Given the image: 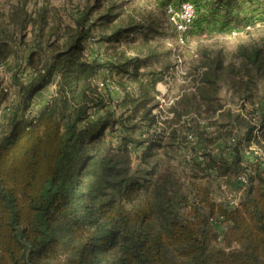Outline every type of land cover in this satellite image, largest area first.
<instances>
[{
	"label": "trees",
	"instance_id": "trees-1",
	"mask_svg": "<svg viewBox=\"0 0 264 264\" xmlns=\"http://www.w3.org/2000/svg\"><path fill=\"white\" fill-rule=\"evenodd\" d=\"M204 2L216 14L225 10L223 26L242 21L235 14L241 0ZM101 3L79 9L71 21L48 4L30 11L27 0L0 8V68L10 73L22 109L0 131V264H264V166L258 156L245 160L235 136L244 127L249 140L257 126L231 109L211 132L197 117L182 122L192 112L208 117L221 109L225 85L244 100L264 99V42L240 43L234 63L211 59L196 91L162 119L154 109L165 71H142L161 54L120 47L152 28L122 19L123 4L92 19ZM90 38L105 45V55L88 52ZM104 68L117 74L119 113L110 108L111 89L97 83ZM51 86L40 112L28 113ZM10 90L0 80V108ZM193 128L197 138L190 141L186 131ZM108 131L120 132L119 144ZM233 137V158L212 151ZM189 144L203 159L192 154L183 165L180 151ZM258 144L264 151V119ZM243 172L249 184L231 208L216 198L214 182L241 187Z\"/></svg>",
	"mask_w": 264,
	"mask_h": 264
},
{
	"label": "rangeland",
	"instance_id": "rangeland-1",
	"mask_svg": "<svg viewBox=\"0 0 264 264\" xmlns=\"http://www.w3.org/2000/svg\"><path fill=\"white\" fill-rule=\"evenodd\" d=\"M19 1L21 0H0V8L7 9L10 5ZM262 1V6H259L256 0H241V5H237L235 8V14H238L242 21L239 25H235V21H233L231 24L223 26L221 20H223L225 10L216 14L211 11L204 0H199L197 16L192 27L187 32V43L184 45L178 43L177 35L168 21L166 13L168 3L166 0H102V7L94 8L91 18L95 19L109 5L123 4L124 13H122V19H127L129 16L134 17L152 28L151 30L146 29V32L136 33L134 37L129 38L128 42L130 45L127 42L120 47H129L128 52L131 55H136L138 46L141 45L145 50L151 47L157 49V54H161V57H159L160 61H158L159 58L156 56V59L152 60L150 65L142 69V71H159L161 69L165 71V78L157 85L156 103H159V106L157 105L154 109L156 113L161 111L162 119H165L173 116L174 113L171 108L185 93L190 94L196 91L201 75L203 71H206V65L211 59L220 58L224 60L225 65L234 63L237 59L235 53L240 43L261 44L264 42V0ZM172 2L179 4V1ZM95 3L96 0H27V7L30 11H33L42 5L48 4L59 9V15H61L62 20L71 21V15H76L79 9H83L86 5L92 6ZM247 24H251V28L246 29ZM101 33L100 29H96L93 32L97 39H99ZM97 39L90 38L87 41V50L94 56H103L105 55V45L98 42ZM169 50H172V53L164 54L168 53ZM116 77L115 71L104 68L98 73L96 80H104L105 87L108 86L111 89L114 104L110 108H117L119 113L123 109L119 105L122 92L113 83ZM0 80L4 87L11 89L7 102L0 108V131H3L8 128L10 116L19 108V101L17 98L15 99V91L7 68H0ZM53 88L51 86L39 92L33 98L28 113L32 115L39 113L51 98ZM218 97L222 108L218 109L216 113L207 117V114L205 116L192 112L190 115L183 117L182 122L185 118L197 117L200 120L199 127L211 132L221 123L228 121L226 112L229 109L235 113H241L242 117L250 120L252 125H260L264 119V99L244 100L234 92V89L227 85L220 89ZM21 113L22 109L20 107L18 114ZM119 133L112 135L108 131L107 137L115 144H119L120 138L117 136ZM192 133L196 136L194 128L186 131L188 137ZM245 133L246 129L244 127H238L236 130V138L242 140L239 147L240 153L245 160L255 161L256 156L251 147H255L259 139L252 137L248 140ZM143 147H145V144L141 148ZM192 147L193 145L189 144L181 149L183 165L186 159L191 158L192 154L199 159V154H194ZM213 150L217 155H226L228 159L233 158L235 155V151L228 149L224 144L213 145ZM135 151L137 152L139 149ZM137 166L136 164V168ZM219 183L216 184V181L214 182L215 196L222 201L234 197L241 189L238 186H230L223 180H220Z\"/></svg>",
	"mask_w": 264,
	"mask_h": 264
},
{
	"label": "built area",
	"instance_id": "built-area-1",
	"mask_svg": "<svg viewBox=\"0 0 264 264\" xmlns=\"http://www.w3.org/2000/svg\"><path fill=\"white\" fill-rule=\"evenodd\" d=\"M166 13L168 16V21L172 25L173 30L175 31L177 35L178 43L182 45L186 44L187 43V38H186L187 32L192 27L196 19V16H197V7L195 3L189 0L180 2L178 5L173 2L168 3V5L166 6ZM251 26H252L251 24L249 25L247 24L246 29L251 28ZM97 83L99 84L101 88H105L104 80H98ZM255 125L257 127L254 130V134L252 137L260 139V125L258 124H255ZM188 138L192 139L191 141H194L197 137L192 133L189 135ZM216 144L217 145L224 144L225 146L228 147V149H230V147L236 144V138L233 137V138H230L228 141H220L219 143H216ZM251 149L254 151L255 156L256 157L258 156V159L261 165L264 166V151L261 148L260 144L257 143L256 146L251 147ZM212 151L214 152L213 146H212ZM198 154H199V157H198L199 160L203 159V157L201 156V153L198 152ZM250 171L253 172L252 169ZM236 182L239 185H241V189L234 197L228 198V201H229L228 205L231 208H234L239 205V199L242 196L243 191L245 190L246 186L249 184L248 173L247 172L241 173L238 176Z\"/></svg>",
	"mask_w": 264,
	"mask_h": 264
}]
</instances>
